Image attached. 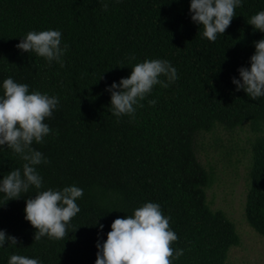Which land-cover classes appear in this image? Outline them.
Here are the masks:
<instances>
[{
    "label": "trees",
    "instance_id": "trees-1",
    "mask_svg": "<svg viewBox=\"0 0 264 264\" xmlns=\"http://www.w3.org/2000/svg\"><path fill=\"white\" fill-rule=\"evenodd\" d=\"M189 7L190 0H0V95L11 77L29 92L59 99L45 120L53 131L32 145L50 161L35 166L42 188L30 186L7 201L0 193V230L19 241L0 247V264L13 254L40 264H95L96 244L106 240L112 222L146 202L158 203L170 217L178 236L172 247L184 250L172 264H226L239 236L225 214L210 207L206 191L213 175L195 151L196 137L218 127L232 131L246 125L257 133L245 215L264 236V96L252 100L232 83L240 67H250L255 42L264 38L248 24L264 10V0H241L215 42L203 37ZM49 29L62 33L61 47L68 45L63 67L16 47L27 32ZM145 59L169 61L178 79L167 88L155 85L134 119L112 115L106 87ZM23 163L0 146V180ZM73 185L83 195L68 235L33 240L35 229L24 219L26 199Z\"/></svg>",
    "mask_w": 264,
    "mask_h": 264
},
{
    "label": "clouds",
    "instance_id": "clouds-1",
    "mask_svg": "<svg viewBox=\"0 0 264 264\" xmlns=\"http://www.w3.org/2000/svg\"><path fill=\"white\" fill-rule=\"evenodd\" d=\"M239 6L241 0H190L189 12L191 20L203 27V37L215 42L218 34L223 35L230 26ZM108 7L105 2L102 10L107 11ZM248 24L264 33V10L252 15ZM61 42L59 30H33L27 32L16 47L26 53L34 52L49 63L56 61L63 67L62 57L68 45L61 47ZM129 59L134 60L135 56ZM238 72L240 78H232L237 91L242 89L252 100L264 96V38L255 42L250 67H240ZM161 76L166 79H160ZM177 79L176 68L167 60L145 59L135 63L127 78H121L105 89L110 93L112 115H128L134 119L137 107H143L140 101L152 92L155 85L167 88ZM2 88L0 146L6 145L24 161L22 169L11 170L0 180V193L6 195L7 201L20 198L30 186L38 190L42 188V177L35 166L50 161L32 145L34 142L42 144L44 137L53 131L45 120L52 117L59 99L38 90L29 92L27 84L17 83L11 77L4 79ZM148 103L154 106L156 100ZM82 195L83 189L73 185L62 190L37 191L34 198L26 199L24 219L35 229L33 240L39 241L44 236L64 239L68 235L67 225L80 211L76 201ZM169 221L170 217L165 216L161 206L154 202L144 203L132 215L116 218L106 240L96 244L95 264H172L184 254V250L172 247L178 236L171 230ZM98 227L102 230L104 226L100 224ZM6 242L11 245L19 243L16 237L0 230V247ZM8 264H40V261L13 254Z\"/></svg>",
    "mask_w": 264,
    "mask_h": 264
},
{
    "label": "rangeland",
    "instance_id": "rangeland-1",
    "mask_svg": "<svg viewBox=\"0 0 264 264\" xmlns=\"http://www.w3.org/2000/svg\"><path fill=\"white\" fill-rule=\"evenodd\" d=\"M256 135L245 125L232 131L218 127L195 139L197 159L213 175L206 191L207 201L213 210L225 214L239 236L238 245L228 252L226 264H264V236L250 227L245 215L251 143Z\"/></svg>",
    "mask_w": 264,
    "mask_h": 264
}]
</instances>
